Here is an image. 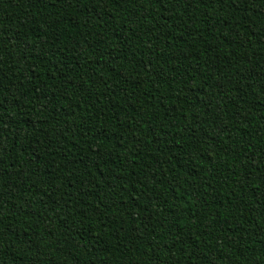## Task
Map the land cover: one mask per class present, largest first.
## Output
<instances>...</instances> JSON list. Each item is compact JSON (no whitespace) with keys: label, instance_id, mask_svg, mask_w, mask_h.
<instances>
[{"label":"trees","instance_id":"trees-1","mask_svg":"<svg viewBox=\"0 0 264 264\" xmlns=\"http://www.w3.org/2000/svg\"><path fill=\"white\" fill-rule=\"evenodd\" d=\"M0 264H264V0H0Z\"/></svg>","mask_w":264,"mask_h":264}]
</instances>
